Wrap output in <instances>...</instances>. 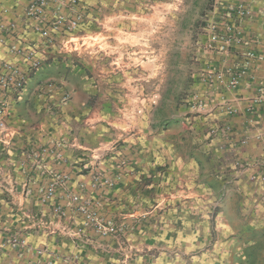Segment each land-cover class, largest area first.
<instances>
[{"label": "crops", "instance_id": "1", "mask_svg": "<svg viewBox=\"0 0 264 264\" xmlns=\"http://www.w3.org/2000/svg\"><path fill=\"white\" fill-rule=\"evenodd\" d=\"M59 1L67 20L77 9L83 25L95 19L91 12L116 25L114 43L78 48L75 41L87 35L65 23L47 44L38 29L57 6L48 4L36 19L26 14L36 0H0V66L17 69L14 78L27 73L29 49L42 60L18 90L0 86V264H44L47 255L35 251L44 247L50 255H77L76 264H264L263 183L255 179L264 171V0H229L252 11L235 20L253 57L234 45L227 53L209 49V20L196 14L140 16L132 9L141 0H79L75 8ZM187 2L194 11L203 6ZM107 3L113 16L103 14ZM143 22L159 24L158 33L139 30ZM225 70L243 71L236 87L212 78ZM45 145L64 154V162L48 164L70 175L72 189L88 180L82 158L96 156L113 179L99 195L123 230L119 239L84 246L28 231L22 252L3 245L22 226L9 194L36 214L35 192L23 197L22 185L40 178L28 152ZM5 168L15 189L4 182Z\"/></svg>", "mask_w": 264, "mask_h": 264}, {"label": "built area", "instance_id": "2", "mask_svg": "<svg viewBox=\"0 0 264 264\" xmlns=\"http://www.w3.org/2000/svg\"><path fill=\"white\" fill-rule=\"evenodd\" d=\"M49 1L36 0L26 13L29 16H35L36 19H40L45 15V9L48 4L57 6L53 17L47 24L41 25L38 29L47 44L54 41L55 34L65 23H67L66 28L75 30L81 23L82 15L81 11L75 9L74 18L67 20L60 14V5L62 3L59 0ZM78 2L79 0H70V5L75 8ZM217 3L224 9L220 15L215 11ZM251 15L252 11L247 2L233 3L229 0H215L208 18V48L227 53L231 46L234 45L241 49L239 54L253 57L248 49L249 41L241 25L236 21L240 22ZM41 23L42 21H38V25ZM35 56V51L29 49L26 57L27 60H30L27 73L24 72L14 78L11 75L17 69L13 71L9 66H0V73L4 71L3 75L0 76L2 89L11 92L22 87L29 79L30 71L42 65V60ZM242 73V70L235 72H232V70L217 71L213 73L212 78L218 80L227 79V81L225 80L226 85L234 88L239 83ZM226 75L227 78H225ZM48 86L50 88L55 86L56 88L58 85L49 82ZM61 92L62 101L68 100V91L61 89ZM28 158L31 160V167L41 170L40 178L34 180L29 177V180H26V183L22 185L24 188L23 197H30L32 192H35L36 214L26 207L24 200L18 202L9 194L6 203L10 205L13 214L17 216L22 226L16 232L8 235L3 241V245L12 246L22 252L27 247L25 234L28 231L57 235L62 240H69L73 243L79 242V244L84 246L96 245L99 243L98 239L104 236H109L115 240L120 238L123 230L119 224L105 214V205L99 195L101 189L113 185V179L105 176L99 168L96 156L86 154L82 158L84 167L88 172V180L78 181L75 184V190L70 186L71 179L68 173L53 169L48 164L49 160L56 163L64 162V154L61 151L45 145L38 149L30 150ZM21 166H25L24 161L21 162ZM3 175L6 185L9 183L12 189H15L14 177L7 168H5ZM255 179L263 183L260 198L264 202V171L255 175ZM29 183L34 189L29 186ZM0 187L2 188V185ZM35 251L37 254L47 255L44 264H52L54 258H60L66 264H76L75 262L79 258L77 255H50V251L45 247Z\"/></svg>", "mask_w": 264, "mask_h": 264}, {"label": "rangeland", "instance_id": "3", "mask_svg": "<svg viewBox=\"0 0 264 264\" xmlns=\"http://www.w3.org/2000/svg\"><path fill=\"white\" fill-rule=\"evenodd\" d=\"M128 1V0H126ZM188 0H141L139 4L137 5V8L132 9L133 12L135 10L136 14L140 16H146V15H154V16H168L171 18L179 17V16H193V15H199L201 18H209L210 10L212 9V5L214 4L215 0H203V6L199 11H194V7L189 5L191 3L187 2ZM263 1V0H261ZM109 2H112L110 0ZM239 3V2H238ZM257 3V2H256ZM145 4H148L147 6ZM149 4H152V7H149ZM186 4L185 7L182 5ZM109 8L106 10V13H103L105 15L113 16V3H107L106 4ZM217 5H219L217 3ZM220 6V5H219ZM221 7V6H220ZM223 9V8H221ZM224 11V9H223ZM95 19L92 20L88 24H82L80 23L79 26L74 30V32L77 35H87L85 36L83 40L78 39L75 41L76 47H94V48H103V45L106 44L107 46H113L114 40L111 36L112 32L114 31V28L116 25H114L112 22H110L107 25H103L99 19L101 18L100 13L91 12V14ZM170 25L166 24V26L170 27V33H173L174 35L177 34V24L172 23L170 21ZM146 27H153L155 33L156 27L159 28V24L153 23V24H145L143 22L142 24L138 25V28L145 29ZM205 32V31H204ZM106 37V38H104ZM141 40V39H140ZM140 45V44H139ZM113 91V89H110Z\"/></svg>", "mask_w": 264, "mask_h": 264}]
</instances>
